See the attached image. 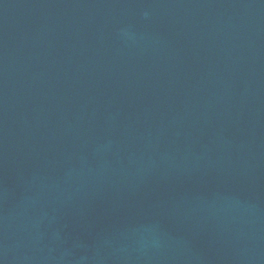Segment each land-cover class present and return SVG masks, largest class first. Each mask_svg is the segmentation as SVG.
<instances>
[{
  "label": "water",
  "instance_id": "water-1",
  "mask_svg": "<svg viewBox=\"0 0 264 264\" xmlns=\"http://www.w3.org/2000/svg\"><path fill=\"white\" fill-rule=\"evenodd\" d=\"M0 264H264V0H0Z\"/></svg>",
  "mask_w": 264,
  "mask_h": 264
}]
</instances>
